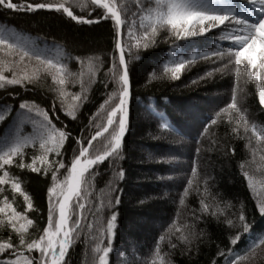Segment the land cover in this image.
Instances as JSON below:
<instances>
[{
	"label": "snow or ice",
	"instance_id": "obj_1",
	"mask_svg": "<svg viewBox=\"0 0 264 264\" xmlns=\"http://www.w3.org/2000/svg\"><path fill=\"white\" fill-rule=\"evenodd\" d=\"M132 4L134 8L126 0H0V8L7 10L55 11L77 23L87 24L111 20L113 28V53L106 71L113 90L89 118L92 130L86 126L74 139L71 158L66 161L68 149L65 144L71 133L65 127H58L55 121L59 117L50 113L62 111L66 118L77 119L81 105L88 99L89 89L97 82L96 74L103 61L99 56L73 57L62 45H49L42 38L31 37L14 26L0 25V89L8 94L10 87L27 89L29 84L50 76V90L54 93L49 107L35 99H21L18 106H0V131L3 132L0 135V264H68L69 249L85 230L88 235L84 238L93 242L90 264H110L118 212L112 210L108 216L102 214L120 204L119 182L125 175L119 164L128 130L131 99L130 69L125 57L132 58L135 49L138 58L141 48L156 44L165 32V38L172 40V46L162 68L171 79H178L185 66L190 67L197 59L212 60L218 65L205 76L230 72L234 78L230 100L207 118L199 135L203 137L210 126L220 119H227L237 136L243 128L245 137L242 138L248 139L246 147L252 144L254 137L253 159L260 154L264 160V125L258 126L251 121L241 103L242 85L253 82L259 105L264 107V0H132ZM74 7L87 8L90 12L101 9L102 14L89 19L76 14ZM209 37L212 39L203 50L186 54L182 49V45L191 49L199 38L208 41ZM72 60L81 65L78 73L68 67ZM69 83H78L80 90L70 92L66 87ZM104 86L107 87V83ZM100 115L104 117L103 122L94 119ZM160 127L169 129L172 126L164 121ZM94 142L101 147L97 148ZM231 151L234 153L235 149ZM200 152L201 148L197 147L196 153L199 155ZM105 161L111 166L113 179L108 182L107 192L101 189V194L93 200V181L97 169ZM240 167L249 190L254 193L256 207L264 215V192H256L253 176L243 164ZM27 171L51 174V185L47 189V220L42 229L36 227V221L30 216L37 209L25 185ZM198 176V162L193 161L179 203L185 205L190 186L197 185L199 209L191 211L190 221L181 224L176 219L171 221L156 240L151 264H172L170 252L177 247L190 253L193 242L204 235L198 222L205 214L237 229L229 236L231 245H237L243 234H251L252 224L246 217L243 203L236 210L230 201L212 194L208 177L204 178L202 191L209 193L212 203L206 202L198 186ZM165 241L169 252L161 248ZM119 254L125 256L124 252ZM261 254H264V234L251 236L243 250L230 247L227 254L223 250L217 252L225 264H256ZM128 264H149V261L133 254ZM212 264H218V261L214 259Z\"/></svg>",
	"mask_w": 264,
	"mask_h": 264
},
{
	"label": "trees",
	"instance_id": "obj_2",
	"mask_svg": "<svg viewBox=\"0 0 264 264\" xmlns=\"http://www.w3.org/2000/svg\"><path fill=\"white\" fill-rule=\"evenodd\" d=\"M126 3L135 7L132 0H126ZM73 11L78 15H85L89 19H94L96 15L102 14L101 9L90 12L87 8L74 7ZM0 25L14 26L31 37L42 38L49 45L53 43L62 45L64 51L73 57L99 56L103 61L96 74L97 82L89 89L88 99L81 105L77 119L66 118L62 111L50 113L53 117H59V120L55 121L58 127H65L71 133L65 144L68 149L65 159L69 160L72 148L75 146L74 139L81 135V129L86 126L89 127V131L92 130L89 126V118L107 98V93L113 90L112 82L106 77L113 53L112 21L102 19L98 23L92 24L77 23L66 14L55 11L20 12L0 8ZM166 35V32L163 33L156 44L150 45L149 48H141L138 58L135 57V49L132 58L127 55L125 57L130 69L131 84L128 130L123 141L122 159L119 162L125 170V175L119 182V189L122 190L118 193L120 204L114 205L113 209L106 210L102 214L108 216L112 210L118 212L116 236L113 241L114 250L109 255L110 264H128L127 261L132 260L133 254L139 259H147L151 264V252L154 250L156 240L164 233L171 221L176 219L177 223L181 224L191 220V211L200 207V195L196 191L197 185L190 186L191 191L186 195L185 205H180L179 199L187 184L186 177L191 173L193 161L198 162V186L201 189V195L206 198V202L212 203L209 193L202 191L204 178L208 177L212 194H219V197L224 201H230L236 206V210L243 203L246 217L252 224L251 234H243L237 245H231L229 236L234 235L237 229L229 228L227 224L218 222L215 217L205 214L203 219L198 222V228L203 230L204 235L198 241L193 242L190 253L186 250L182 252L181 248L177 247L170 252L169 258L172 264H212L214 259L218 261V264H225L223 257L217 255L218 251L223 250L227 254V249L230 247L243 250L250 243L251 236L264 234V215H261L256 207L254 193L249 190L247 180L243 177L240 167L243 164L244 168L253 176L256 192H264V160H261L260 154H257L253 159L251 149L256 144L254 137L252 144L246 147L248 139L242 138L245 137L243 128L241 127L240 135L237 136L232 132V125H229L227 119L218 120L216 125L210 126L209 132L203 137L199 135L207 118L230 100L234 78L230 72L223 75L217 72L205 76L206 72L218 65H214L212 60L197 59L190 67L185 66L178 79H171L170 74H165L162 68L163 61L167 59L166 54L172 46V40L166 39ZM211 39L212 37H209L208 41H205L204 38H199L191 49L183 47V45L182 49L186 54H190L191 51L203 50V47ZM68 67L75 73L81 69V65L75 60L69 61ZM198 77H203V79H198ZM105 83H107V87L104 86ZM51 86V78L46 76L29 84L27 89L20 86L10 87L8 94L0 89V106L4 104L18 106L21 99H35L42 106L49 107L53 103L54 96L53 91L50 90ZM66 87L70 92L80 90L78 83H69ZM242 87L244 92L241 103L247 111L249 119L258 126L264 125V107L259 105L255 84L249 82ZM215 98L216 103L211 104L210 100ZM177 104L181 106L176 107ZM56 106L59 108V101L56 102ZM94 119L103 122L104 117L100 115ZM164 121H167L172 127L162 129L160 125ZM85 134L87 135V133ZM0 135H3L2 131H0ZM247 135L250 136V133ZM139 140H144V147L147 149L151 148L150 146L163 147L162 151H165L166 154L163 152V154L160 153L150 158L136 157L131 150ZM177 140L180 144L177 143ZM94 144L97 148L101 147L97 142ZM197 147L201 148L199 155L196 153ZM233 148L235 149L234 153L231 151ZM165 155H169V158H166L167 162L160 160ZM140 160L151 161L150 170L158 173L156 176L161 178V180H150L148 183L161 188L167 187L168 190H172V194L164 197L161 193L152 191L150 195L149 193H138L126 198L125 194L131 184L130 174H132L131 176L135 174V169L138 166L137 161ZM184 161L186 162L184 163ZM173 173H176V176H173ZM112 179L111 166L105 161L97 169V175L93 181V200L101 194V189L105 193L107 192L108 182ZM24 181L37 209L35 213H30V216L36 221V227L42 229L47 220V189L51 185V174L44 175L27 171ZM142 182H145L140 183L142 186L147 184L146 180ZM228 211L232 212L233 210L228 209ZM160 213L164 215V220L157 229L150 231L149 236H146L144 240H139L141 244L136 233H132L131 229L126 230L124 223L128 217L137 214L138 219H153ZM85 215L87 216L88 213L86 212ZM137 224L138 222L134 223L138 226ZM138 228L140 229V226ZM86 235H88L87 230L79 239H74L66 257L68 264H85L86 260L90 264L93 242L90 238L85 239ZM161 248L165 252L170 251L167 241L161 244ZM120 252H124L125 256L121 257Z\"/></svg>",
	"mask_w": 264,
	"mask_h": 264
},
{
	"label": "rangeland",
	"instance_id": "obj_3",
	"mask_svg": "<svg viewBox=\"0 0 264 264\" xmlns=\"http://www.w3.org/2000/svg\"><path fill=\"white\" fill-rule=\"evenodd\" d=\"M211 104L216 103V98L214 100H210ZM181 105L177 104L176 107H180ZM183 139V138H182ZM184 139H187L186 137H184ZM144 140H139L138 142L135 143L134 147L132 148V152L135 154V156H145V157H153L156 156L160 153L166 154L165 151H162L163 147L160 148H155L150 146L151 148L147 149L146 147H144ZM177 143L180 144V142L177 140ZM166 158H169V155H165V157L163 156V158L161 157L160 160L166 161ZM138 162V166L135 169V174H133V176H131L132 174H130V181L131 184L128 187V192L125 194L126 198H129L130 196H134L135 194L138 193H149L152 194V191L154 192H158L161 193L164 197H168L170 194H172V190H168V188L166 187H157L151 183H148V181L152 180H158L161 178L158 175V173H155V171L150 170V164H152L151 161H137ZM167 162V161H166ZM186 161H184L185 163ZM183 163V164H184ZM182 172V171H181ZM173 176H176V173L172 174ZM133 177V178H131ZM166 177V176H165ZM164 177V178H165ZM156 178V179H153ZM167 178V177H166ZM147 181L144 186L140 185V183H145L142 181ZM172 189V188H171ZM164 220V215L162 213H160V215H157L155 218L153 219H147V218H140L138 219V215L135 214L131 217H128V220L124 223L126 226V230H132V233H136L137 234V239L138 241L140 240H144L146 238V236L150 235V231H152L153 229H157L160 226V223ZM138 222V226H140V229L138 228V226L134 225V223ZM140 224V225H139ZM136 231H135V230ZM139 241V243H140ZM141 244V243H140ZM264 260V254H261L257 260H256V264H260L261 261ZM128 262V261H127Z\"/></svg>",
	"mask_w": 264,
	"mask_h": 264
},
{
	"label": "bare ground",
	"instance_id": "obj_4",
	"mask_svg": "<svg viewBox=\"0 0 264 264\" xmlns=\"http://www.w3.org/2000/svg\"><path fill=\"white\" fill-rule=\"evenodd\" d=\"M217 101V100H216ZM211 103V102H210Z\"/></svg>",
	"mask_w": 264,
	"mask_h": 264
}]
</instances>
